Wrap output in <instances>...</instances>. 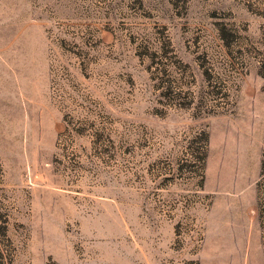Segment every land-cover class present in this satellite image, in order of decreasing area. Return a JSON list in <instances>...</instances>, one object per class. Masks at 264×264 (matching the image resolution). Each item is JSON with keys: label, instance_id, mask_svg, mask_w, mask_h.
Returning <instances> with one entry per match:
<instances>
[{"label": "rangeland", "instance_id": "374dc122", "mask_svg": "<svg viewBox=\"0 0 264 264\" xmlns=\"http://www.w3.org/2000/svg\"><path fill=\"white\" fill-rule=\"evenodd\" d=\"M0 264H264V0H0Z\"/></svg>", "mask_w": 264, "mask_h": 264}]
</instances>
